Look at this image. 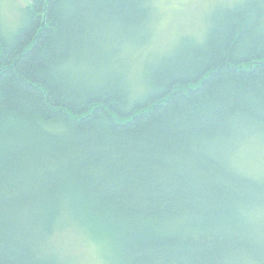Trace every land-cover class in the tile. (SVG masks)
Returning <instances> with one entry per match:
<instances>
[{
	"label": "trees",
	"instance_id": "obj_1",
	"mask_svg": "<svg viewBox=\"0 0 264 264\" xmlns=\"http://www.w3.org/2000/svg\"><path fill=\"white\" fill-rule=\"evenodd\" d=\"M227 2L154 51L152 0L0 24V264H81L69 232L105 264H264V0Z\"/></svg>",
	"mask_w": 264,
	"mask_h": 264
},
{
	"label": "rangeland",
	"instance_id": "obj_2",
	"mask_svg": "<svg viewBox=\"0 0 264 264\" xmlns=\"http://www.w3.org/2000/svg\"><path fill=\"white\" fill-rule=\"evenodd\" d=\"M223 1L226 0H152L157 15L156 28H154L152 34L155 45L148 49L154 51L158 48L160 50L163 49L166 42H175L177 33L182 29L190 30V33L200 37L201 23H204L206 16L208 17L210 8ZM234 1L236 0H228V2ZM29 2L30 0H0V24L5 32L15 29L22 16L19 6H26ZM219 6H214L212 10ZM251 146L254 147L242 153L241 157L246 163L251 164L252 167L249 169L248 166V170L252 176L264 179V161L257 162L256 160L260 154L264 159V147L255 144ZM261 214H264V205L258 212L249 214L248 228L250 231L264 236V226L262 228L258 220ZM52 242L67 252L68 246L74 244V249L68 254H71L72 259L76 262L78 261L81 264H105L97 247L92 246L90 242H79L78 237L71 232L66 233L63 238L54 239Z\"/></svg>",
	"mask_w": 264,
	"mask_h": 264
}]
</instances>
